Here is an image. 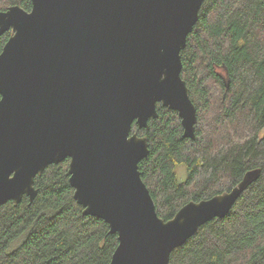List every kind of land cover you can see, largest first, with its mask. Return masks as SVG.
Returning <instances> with one entry per match:
<instances>
[{
  "label": "water",
  "instance_id": "95a60500",
  "mask_svg": "<svg viewBox=\"0 0 264 264\" xmlns=\"http://www.w3.org/2000/svg\"><path fill=\"white\" fill-rule=\"evenodd\" d=\"M204 0H32L0 10V206L37 194L34 179L69 159L73 197L102 218L118 244L109 264H169L197 229L224 217L258 178L189 201L161 218L139 162L157 104L195 138L196 107L181 77V50Z\"/></svg>",
  "mask_w": 264,
  "mask_h": 264
},
{
  "label": "trees",
  "instance_id": "16d2710c",
  "mask_svg": "<svg viewBox=\"0 0 264 264\" xmlns=\"http://www.w3.org/2000/svg\"><path fill=\"white\" fill-rule=\"evenodd\" d=\"M32 0H0V10ZM11 31L0 35V53ZM181 77L196 107L195 138L183 136L178 113L157 104L138 164L164 220L187 202L227 191L246 172L260 174L222 218L201 225L170 254L169 264H264V0H204L181 50ZM69 159L34 179L37 194L0 206V264H109L116 233L85 215L73 197ZM184 165L179 181L175 167Z\"/></svg>",
  "mask_w": 264,
  "mask_h": 264
},
{
  "label": "rangeland",
  "instance_id": "374dc122",
  "mask_svg": "<svg viewBox=\"0 0 264 264\" xmlns=\"http://www.w3.org/2000/svg\"><path fill=\"white\" fill-rule=\"evenodd\" d=\"M175 172H176V176L177 179L179 181H184L187 178V169L184 165H177L175 167Z\"/></svg>",
  "mask_w": 264,
  "mask_h": 264
}]
</instances>
